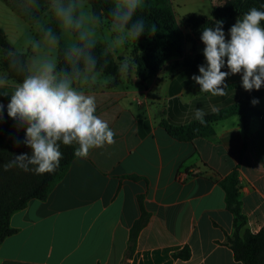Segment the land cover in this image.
Here are the masks:
<instances>
[{
  "label": "crops",
  "instance_id": "crops-1",
  "mask_svg": "<svg viewBox=\"0 0 264 264\" xmlns=\"http://www.w3.org/2000/svg\"><path fill=\"white\" fill-rule=\"evenodd\" d=\"M161 1L177 18L188 11L208 15L221 0ZM21 21L0 0V28L14 51ZM183 49L190 52L192 44L185 42ZM112 53L120 66L125 56ZM27 55L25 62L33 51ZM0 74L7 77L0 95L10 97L18 81L1 63ZM194 74L185 69L182 55H172L146 79L119 72L112 86L109 80L77 84L96 96L97 115L108 121L115 143L87 158L74 155L44 199L30 198L10 214L16 230L0 241V264H121L129 226L139 215L138 195L148 215L126 264H242L222 242L232 216L212 175L236 166L244 226L256 231L264 223V126L253 116L243 121L232 114L214 121L209 136H170L160 121L185 123L197 109L212 111L235 96L201 93ZM256 99L264 111V93ZM183 245L189 256L173 257Z\"/></svg>",
  "mask_w": 264,
  "mask_h": 264
},
{
  "label": "clouds",
  "instance_id": "clouds-1",
  "mask_svg": "<svg viewBox=\"0 0 264 264\" xmlns=\"http://www.w3.org/2000/svg\"><path fill=\"white\" fill-rule=\"evenodd\" d=\"M143 4L144 0H111L109 16L114 35L108 42L109 49L124 47L130 40L137 41L148 30L143 18L135 19ZM33 7L39 8L36 0ZM49 10L62 33L75 35L65 52L69 66L58 70L55 58L41 51L44 44L57 46L59 36L51 26L39 20L36 21L37 31L42 40L29 41L35 55L22 62L21 52L11 49L7 52L10 66L21 73L23 79L15 85L7 105L0 100V126L5 122L6 108L7 117L14 121L17 129L23 130V143L29 152L15 155L4 166L6 169L16 166L36 174H51L63 158L61 145H76L75 156L87 158L90 151L115 143V132L108 121L97 115L96 96L77 87V84L92 85L97 81L94 50L99 42L97 28L104 23V18L86 10L85 0H49ZM262 22L264 10L251 7L230 27L227 36L222 20L204 27L200 39L205 45L206 63L198 65L199 75L192 76L201 93L224 96L227 78L237 74L241 75L245 91H259L264 87ZM151 31H155L154 25ZM225 67L228 71H222ZM136 69L130 57L125 56L120 62L119 72L124 77ZM6 85L7 77L0 74V87ZM251 103L255 106L259 100L254 98ZM205 115L202 109H197L194 118L204 124Z\"/></svg>",
  "mask_w": 264,
  "mask_h": 264
},
{
  "label": "trees",
  "instance_id": "trees-1",
  "mask_svg": "<svg viewBox=\"0 0 264 264\" xmlns=\"http://www.w3.org/2000/svg\"><path fill=\"white\" fill-rule=\"evenodd\" d=\"M90 5V10L97 15L110 21L109 10L111 0H86ZM12 10H15L23 19L31 22L34 20L49 0H36L39 8L33 7V0H24L22 5H17L13 0H3ZM264 0H221L212 5L210 13L188 11L179 17H175L171 5L161 0H144L143 7L137 12L135 19L143 18L147 31L142 34L137 41H131L130 58L134 60L137 69L134 72L139 79H146L151 76L162 63L172 55H182V63L186 70L194 74L198 70V65L202 64V54L191 49L184 52V43L191 44L201 40L204 27L214 26L215 21H223L224 30L230 27L251 7L264 10L261 6ZM264 23V22H262ZM155 26V31L151 28ZM57 33V26L53 29ZM58 35V33H57ZM68 47L62 46L60 39L56 48V62L58 70L68 68V61L65 52ZM12 50L11 44L6 39L3 30L0 28V63L7 75L15 81H21L23 75L10 66L7 52ZM29 51V46L22 53L20 59L25 62V57ZM94 55L97 58L96 70L109 75L108 86H112L118 81L119 66L113 53L97 44ZM119 57V56H118ZM226 91L228 94L234 93L232 100L221 107L206 112V123L201 124L195 118L181 124H170L160 121L166 132L177 139H190L194 136H209L213 132L212 123L220 118L238 114L245 121L253 116L264 126V111L251 103L252 99L264 93V87L259 91H245L241 86V79L228 81ZM10 97L5 96L0 100L5 105ZM5 122L0 126V241L8 234L13 233L16 228L9 224L10 214L23 207L30 198L44 199L54 184L63 176L68 165L75 155L76 145H61L63 158L59 167L54 173L36 174L34 171H24L13 166L5 168L15 155L29 152L24 145V132L15 127L14 121L7 117L4 112ZM134 178L135 176L130 175ZM215 180L223 190V201L225 208L231 213V229L224 232L223 243L232 251L235 260L242 264H264V223L256 230H249L245 224V216L240 210V199L236 176V166L224 175L213 174ZM139 215L132 221L128 229L126 247L123 252L121 264H126L125 258L131 254L138 230L145 223L147 211L145 210L141 197L137 196ZM173 257L187 258L189 248L183 245L172 251Z\"/></svg>",
  "mask_w": 264,
  "mask_h": 264
},
{
  "label": "rangeland",
  "instance_id": "rangeland-1",
  "mask_svg": "<svg viewBox=\"0 0 264 264\" xmlns=\"http://www.w3.org/2000/svg\"><path fill=\"white\" fill-rule=\"evenodd\" d=\"M18 6L22 5L24 3V0H13ZM85 8L86 10H90V5L89 3L85 0ZM39 20L41 23L47 25V26H51L54 29V25L57 26V22L55 20V17L52 15V13L49 10V2L46 3V5L44 6V8L41 10V12L38 14V16L31 21V23L29 24V21L25 20L21 21L23 22V27L22 25H17V29L19 31V36L13 41L14 47L15 49H17V51H26L27 47L29 46V50L30 52L28 53L27 56H29L31 54V52L33 51L32 48L29 45V41L30 40H36V36H37V23L36 21ZM57 33L60 39V42L62 44V46L64 47H68V45L72 42H74L75 40V35L72 33H67V32H61L60 29L57 26ZM226 34V33H225ZM113 31L111 28V22L107 21L106 19H104V23L97 28V38H98V43L110 50L111 52H115L116 54L119 53H123L124 56L130 57V53H131V46H132V42L131 40L128 41V43L124 46V47H120V48H116L115 50L109 49L107 47L108 42L112 40L113 38ZM42 40V39H40ZM194 44V45H193ZM192 44V49L194 51H198L202 54L203 56V62L202 64L206 63L204 55H203V49L205 47V45L202 43L201 40H199L197 43H193ZM56 48L55 47H49L47 44H44L42 47V52L43 53H47L49 55H51L52 57L55 58L56 60ZM185 52V51H184ZM33 55H35V53L33 52ZM118 60V58H117ZM119 66V65H118ZM228 71V69L225 67L224 69H222V71ZM97 72V80L99 81H108L109 80V75L106 73H103L101 71L96 70ZM236 80L234 76H229L227 78V81H232L231 79ZM82 85V84H80Z\"/></svg>",
  "mask_w": 264,
  "mask_h": 264
}]
</instances>
